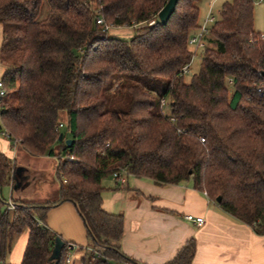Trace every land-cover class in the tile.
<instances>
[{
    "label": "trees",
    "instance_id": "16d2710c",
    "mask_svg": "<svg viewBox=\"0 0 264 264\" xmlns=\"http://www.w3.org/2000/svg\"><path fill=\"white\" fill-rule=\"evenodd\" d=\"M168 1L0 0L1 81L14 92L0 98V131L33 156L57 157L60 181L57 201H15L9 211L2 189L16 174L0 153V264H10L25 230L21 264H67V243L47 226L50 210L67 202L92 245L82 264H141L121 251L124 217L103 208L102 183L121 169L159 186L192 181L264 236V39L255 2L223 3L187 83L182 70L190 72L199 49L190 39L204 26L202 0H179L163 24ZM106 27L135 35L112 37ZM195 253L190 240L167 264H193Z\"/></svg>",
    "mask_w": 264,
    "mask_h": 264
},
{
    "label": "crops",
    "instance_id": "0c3cea01",
    "mask_svg": "<svg viewBox=\"0 0 264 264\" xmlns=\"http://www.w3.org/2000/svg\"><path fill=\"white\" fill-rule=\"evenodd\" d=\"M227 1L230 0H202L201 9L207 12L203 24H207V19L215 9L220 11ZM2 40L3 28L0 25V49ZM5 70L0 63V80ZM0 132V153L13 162L16 176L17 170H22L19 178L22 185L17 189L22 190L18 191L22 201L27 187H30L31 182H36L37 178L33 177L29 164H17L19 153L25 160L58 158L33 156L21 145L10 141L4 131ZM19 146L24 152L16 151ZM57 166L58 163L54 170L56 179ZM102 184L104 210L124 217L121 251L138 263L167 264L188 241L195 240L193 264H264V236L257 235L250 226L223 212L206 194L195 190L192 181L159 186L150 180L131 176L125 187H119L111 176ZM12 185L14 189L15 178L9 186ZM58 187L60 189V185L56 184L55 189ZM58 198L50 202L28 204H46ZM187 215L203 217L206 223L198 227L186 220ZM47 226L64 243L75 245L72 255L78 253L80 258L86 249L92 250L86 228L74 204L67 202L51 209ZM28 237L29 231L25 230L15 241L8 263L21 264Z\"/></svg>",
    "mask_w": 264,
    "mask_h": 264
},
{
    "label": "rangeland",
    "instance_id": "374dc122",
    "mask_svg": "<svg viewBox=\"0 0 264 264\" xmlns=\"http://www.w3.org/2000/svg\"><path fill=\"white\" fill-rule=\"evenodd\" d=\"M254 2H255V20H254L255 27L254 28L257 32L264 33V1L260 2V0H254ZM201 10L202 12H201V17H200V23L203 26L205 24V23L203 24V22L205 21V16L207 12L204 9H201ZM219 12L220 11L218 8L215 9V12L213 13V15H211V17L217 19ZM209 25L211 27L212 25L211 22L208 23V26ZM109 34L112 37L129 40L135 35V29L131 27H111L109 29ZM193 50L195 49L193 48ZM202 51L203 49H198V50L196 49V54L191 64V70L185 77V81L187 83H189L191 79L193 78V76L197 74L200 70V65L202 61ZM6 93L7 94L6 96L3 97V99H10L14 95V92L12 91L11 92L7 91ZM164 113L167 115L170 114V107L168 105V102L164 106ZM61 116L64 117L65 115L62 113ZM0 127H1V120H0ZM0 136H1V132H0ZM18 144L19 143H17V145ZM20 147L21 146H19L18 149L16 148V151L24 152ZM25 159L26 158L21 153H19L18 158H17V164H26V163L29 164L30 167L28 168L32 170L33 177H36L37 181L31 182L30 187H27L26 193L24 195L25 197L22 198V201L19 199V195H18L19 193L18 191L22 192L21 189L15 190L13 189V185L5 186L2 189V197L6 200V202L8 203L9 200L13 198L12 200L14 202L20 201L26 204L27 203H42V202H50L58 198L59 197L58 195L59 187L56 190L55 185L56 184L60 185V181L56 179L55 174H54V170L58 163V159L36 160V161L30 160V159L25 160ZM19 237L17 239H19ZM71 256L73 260L72 264H82L78 253H76V255H71ZM7 261L9 262V256L7 258ZM92 264H98V263L94 261Z\"/></svg>",
    "mask_w": 264,
    "mask_h": 264
},
{
    "label": "built area",
    "instance_id": "2783aa9c",
    "mask_svg": "<svg viewBox=\"0 0 264 264\" xmlns=\"http://www.w3.org/2000/svg\"><path fill=\"white\" fill-rule=\"evenodd\" d=\"M264 0H260V2H263ZM214 21V18H212L210 16V18L207 19V24L209 22H213ZM98 24H103V21L102 20H98ZM207 24H205L201 31L195 35L194 37H192L190 39V44L191 45H194L196 46L197 48L201 49L202 47H204V41H203V37L208 35L209 33V29L207 27ZM109 28L106 27V30H108ZM261 38L264 39V33L261 34ZM189 69H190V66H185L182 70V72L184 74H187L189 73ZM261 74V73H260ZM4 96H6V90L4 89L3 87V84H2V81L0 80V98H3ZM63 125L61 124L59 126V128H62ZM202 141H204L202 139ZM19 143V141H15L14 144H17ZM131 177L130 173L126 170V169H121L117 172H115L113 174V178L115 179L117 185L119 187H125L128 183V179ZM7 209L9 211H13L16 209V204L14 203V201L12 199L9 200V202L7 203ZM186 220L189 222V223H192L198 227H202L205 225L206 223V220L203 218V217H195L193 215H187L186 217ZM67 247H68V250H69V253H68V256H67V259H66V263L67 264H70L71 263V260H72V253L74 252V250L76 249L75 245L71 244V243H67ZM92 252L91 249H86V253L87 254H90Z\"/></svg>",
    "mask_w": 264,
    "mask_h": 264
},
{
    "label": "water",
    "instance_id": "95a60500",
    "mask_svg": "<svg viewBox=\"0 0 264 264\" xmlns=\"http://www.w3.org/2000/svg\"><path fill=\"white\" fill-rule=\"evenodd\" d=\"M179 0H169L167 2V4L164 6V8L160 11V13L158 14V18L161 21V23L166 24L168 22V20L170 19V17L173 15V13L176 10V6ZM261 75L264 77V72L261 73ZM63 139V135H60V141ZM72 143V140H66V144L70 145ZM22 170L18 169L17 170V176L15 178V185H14V189L17 190L18 188H20V186L22 185V181L21 179H19L21 177ZM218 201H221V198H218ZM58 244H61L62 241L60 239L57 240Z\"/></svg>",
    "mask_w": 264,
    "mask_h": 264
}]
</instances>
